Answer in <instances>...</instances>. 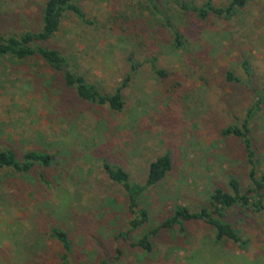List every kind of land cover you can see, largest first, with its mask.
Returning a JSON list of instances; mask_svg holds the SVG:
<instances>
[{
	"label": "rangeland",
	"instance_id": "obj_1",
	"mask_svg": "<svg viewBox=\"0 0 264 264\" xmlns=\"http://www.w3.org/2000/svg\"><path fill=\"white\" fill-rule=\"evenodd\" d=\"M155 1L162 13H152L147 0H77L89 23L64 12L44 43L102 93L119 88L121 111L79 99L37 56L0 57V151L19 161L30 150L53 155L50 165L27 172L0 169V264H61L51 228L66 232L71 264H264V201L260 210H225L242 244L215 242L213 230L195 220L183 230L160 229L149 253L131 245L175 205L198 211L214 189L229 191L230 178L248 185L243 142L222 131L240 126L261 95L248 138L257 174L264 173V0H249L231 19L203 20L172 0ZM211 1L221 7L230 0ZM44 2L0 0V34L38 29ZM129 56L139 64L134 71ZM227 71L239 81L226 80ZM165 153L170 171L140 198L148 223L121 238L132 216L104 164L144 184L150 162Z\"/></svg>",
	"mask_w": 264,
	"mask_h": 264
},
{
	"label": "trees",
	"instance_id": "obj_2",
	"mask_svg": "<svg viewBox=\"0 0 264 264\" xmlns=\"http://www.w3.org/2000/svg\"><path fill=\"white\" fill-rule=\"evenodd\" d=\"M77 0H45L41 8L40 27L36 30L24 31L18 34H0V57L8 56L15 60H24L26 58L37 56L48 67L62 74L63 82L66 87L74 90L77 97L88 103L104 105L112 111H121L124 105L120 89H115L113 93L104 94L95 85L88 82L81 74L74 72L69 68L66 58L61 52L54 48H49L44 43L49 40L55 32L58 31L61 18L64 12L71 11L82 22L89 23L85 19V14L76 4ZM148 9L152 13H162L159 4L155 0H147ZM173 3L185 12H192L201 20L209 15H215L224 19H231L239 9H242L249 0H230L226 6L216 7L211 0H206L200 5L188 3L182 0H172ZM167 24L173 29L175 46L182 45L181 35L174 29L171 22ZM131 70H136L139 64L128 57ZM242 68L247 76L250 75L247 62L242 63ZM151 69L157 76L164 77L165 72L155 67L151 62ZM226 80L239 81L230 71L226 72ZM128 77L124 80V85ZM262 101V95L255 101L253 106L248 109L246 117L242 120L240 126L230 125L223 131V135H233L240 138L244 145L247 163L250 166L248 171L249 183L241 188L240 183L235 178H230L228 182L229 191L216 188L210 195L209 203L202 206L198 211H190L181 205H175L171 210V215L165 217L157 227L143 232L142 236L131 245L140 248L144 252L153 250V243L150 237L155 235L160 229L172 230L177 226L180 230L184 229V223L199 220L208 225L213 230V240L215 242L231 241L234 244H242L241 237L237 229L224 220V212L234 206L252 207L255 210L263 208L264 201V173L257 174L254 154L250 146L248 133L250 130V119L255 115ZM53 155L44 151H27L21 161L17 160L15 154L9 150L0 151V169L11 168L15 172H27L35 164L48 166L52 163ZM105 172L108 177L119 184L125 192L127 199V209L132 218L128 222V231L121 233L120 237L126 239L129 232L141 228L148 223V213L141 208L140 198L143 191L151 185L161 181L171 169L170 156L165 153L154 161L150 162L147 170V178L144 184L130 182L127 172L119 166L104 164ZM50 237L56 240L60 245L62 252L60 254L61 264L70 263L71 242L65 231L59 228H51Z\"/></svg>",
	"mask_w": 264,
	"mask_h": 264
}]
</instances>
